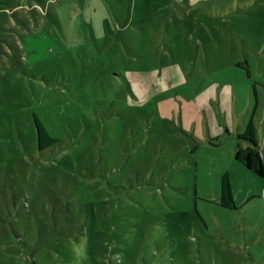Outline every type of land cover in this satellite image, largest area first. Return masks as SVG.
<instances>
[{
	"label": "rangeland",
	"instance_id": "obj_1",
	"mask_svg": "<svg viewBox=\"0 0 264 264\" xmlns=\"http://www.w3.org/2000/svg\"><path fill=\"white\" fill-rule=\"evenodd\" d=\"M175 57L199 80L209 62L240 108L256 82L264 138V0H0V264H78L82 239L79 264H264V177L235 158L238 136L187 154L129 122L123 71ZM196 94L184 83L147 108L203 133ZM35 115L58 139L44 149ZM226 171L236 208L219 204Z\"/></svg>",
	"mask_w": 264,
	"mask_h": 264
},
{
	"label": "crops",
	"instance_id": "obj_2",
	"mask_svg": "<svg viewBox=\"0 0 264 264\" xmlns=\"http://www.w3.org/2000/svg\"><path fill=\"white\" fill-rule=\"evenodd\" d=\"M141 54H138L137 57H141ZM208 57V55H207ZM135 60V58H132ZM173 65H166L163 67L162 71H158L157 69H144V68H126L122 73V76L129 83V88L131 94H128L127 103L128 106H138L136 110V115H131L129 118V122L131 125L135 126L133 130L137 129L140 131L141 129H150V128H161L163 130V138H167L169 143L173 141L178 149L185 153H189V151L193 152L198 148L199 141H206L208 139L215 140L217 138H222L223 135H230L232 137L238 136L239 133L243 132L246 128L247 122L253 112L255 102L251 99V102L248 107L240 108L238 104V100L233 99V88L228 81H222L218 79H213L211 77L212 73H216L218 71L210 70V63L208 62V71H199L200 69H196L198 71V77L202 76L203 79L199 80L195 77L197 72L192 71L193 65L196 66L191 60H182L183 63L176 60ZM209 61V58H208ZM201 66H204L203 61L201 60ZM188 71V72H186ZM187 73V75L185 74ZM120 72H116L114 74V78L118 80ZM184 83H189L190 87H192L193 92L197 93L194 99V103H191L195 106L196 111L200 114L197 119L203 120L202 124L204 126V122L206 123L207 129L203 133H198L196 126L194 128H185V123L183 120L182 128L186 131V133L179 134L177 132H170L168 128L165 126L164 118L158 117V113L155 114V111L149 112L147 104L150 103V98H153L161 93V91L169 90L172 87L184 85ZM216 85L219 88V99H217L216 95ZM235 90V88H234ZM257 95V108L255 120L257 119V111L259 106L258 100V92ZM226 97V101L228 105L225 106L223 103V97ZM136 98V99H134ZM161 104V103H160ZM159 105L158 108H159ZM132 108V107H131ZM121 109V107H119ZM210 112L213 116H210ZM133 114V111H132ZM151 119L156 121H160L163 123L162 127H158L154 122L152 123ZM213 123H217L221 130L226 127V132L222 131L220 134L216 135L212 130ZM196 124V122H195ZM257 134L258 141L260 144V149L263 155L264 151V138L261 139L259 125L257 124ZM143 127V128H142ZM190 130V132L188 131ZM127 134V133H126ZM187 134V135H184ZM188 137L186 141L182 139ZM139 137H145L142 134ZM140 138V139H142ZM263 147V150H262ZM264 157V156H263Z\"/></svg>",
	"mask_w": 264,
	"mask_h": 264
},
{
	"label": "trees",
	"instance_id": "obj_3",
	"mask_svg": "<svg viewBox=\"0 0 264 264\" xmlns=\"http://www.w3.org/2000/svg\"><path fill=\"white\" fill-rule=\"evenodd\" d=\"M241 65L240 62L237 63ZM248 76L250 71H247ZM256 82L254 83V91L256 94ZM256 108H257V95L256 102L254 105L253 112L247 122L246 128L243 132L238 134V142L235 150V158L238 162L243 164L249 170L254 172L260 177H264V159L260 149L258 141L257 126H256ZM38 129L39 146L44 149L50 145L56 143L58 139L52 136L43 122L34 116ZM220 205L226 208H236V201L234 197V191L232 187L231 176L228 171L224 172L221 177V188H220Z\"/></svg>",
	"mask_w": 264,
	"mask_h": 264
},
{
	"label": "clouds",
	"instance_id": "obj_4",
	"mask_svg": "<svg viewBox=\"0 0 264 264\" xmlns=\"http://www.w3.org/2000/svg\"><path fill=\"white\" fill-rule=\"evenodd\" d=\"M74 251L76 253V259L78 264L81 260L86 259V240L82 239L81 242L75 246Z\"/></svg>",
	"mask_w": 264,
	"mask_h": 264
}]
</instances>
